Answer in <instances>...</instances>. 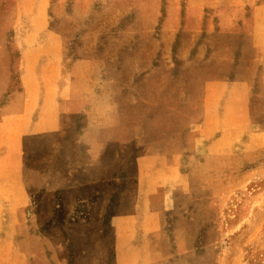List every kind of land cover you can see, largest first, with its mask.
<instances>
[{
    "label": "rangeland",
    "instance_id": "1",
    "mask_svg": "<svg viewBox=\"0 0 264 264\" xmlns=\"http://www.w3.org/2000/svg\"><path fill=\"white\" fill-rule=\"evenodd\" d=\"M228 16L189 0H0V110L31 105L10 130L21 168L0 264H264V57L254 84L233 79ZM221 66L222 108L189 118Z\"/></svg>",
    "mask_w": 264,
    "mask_h": 264
},
{
    "label": "crops",
    "instance_id": "2",
    "mask_svg": "<svg viewBox=\"0 0 264 264\" xmlns=\"http://www.w3.org/2000/svg\"><path fill=\"white\" fill-rule=\"evenodd\" d=\"M189 2L190 5L198 8L200 11L208 8L211 9V13H214V15L226 16V14H229V16L227 17L228 21H225L224 19V23L220 22L221 30L223 33H227L230 35L237 34L240 40L237 45H232L237 47L235 55L236 58L234 61V68L236 69V71L233 73L232 77L234 80L242 79L244 81H247L249 86L254 84V80H256L258 77V70L254 69V64L260 62L264 57V1L189 0ZM210 27H212V30L215 28L213 20L212 23H210ZM224 46L228 47L229 44H224ZM212 61L213 63L218 62L220 64H226L225 60L223 59L217 61L216 59L214 60V58H212ZM263 73L264 69L262 72V77L264 78ZM228 78L229 76L227 70L221 66V68L218 69V72L212 79V84L220 86V89L215 92L216 99L213 102H210L208 100L207 95L210 82L203 81L200 84L197 98L198 105L191 107L196 111V114H194V112H189V118L198 120L200 118H203L206 110L218 111L222 108V100L224 98V95L228 93L226 91L227 87H229V83L226 81V79ZM162 81L163 83H165L164 77H162ZM191 96L193 95H187L189 99H191ZM182 97H184V95ZM163 102L164 107L161 109V111L176 112L179 110V101L174 97L165 96ZM14 106L16 107V104ZM30 106L31 105H29L28 103H23L20 107H16V111H14V114L7 113V111L9 112L10 109H5L4 107L2 110H0L6 112L0 115V231H2V229L4 228V224L9 221L5 214L6 208L12 204V181L16 180V177L17 175H19L21 168V158L16 154L14 156H10V152L8 153V150L16 151L21 149L19 144L14 147L10 145L13 142L10 130L12 131L13 129L12 125L15 118L16 121H19L23 113V115L27 118L26 115H28L29 111H31ZM19 129L20 128L17 125V132L19 131ZM212 133L213 130L210 126L200 127V130L198 132H194L195 141H197L198 137H200V141H209ZM20 145L22 147V144ZM12 170L14 171L12 172ZM17 189H20V187H17ZM148 200L150 199L148 198ZM151 202L148 201V204ZM17 205L20 204L16 203V206ZM125 218L131 219V216H126ZM2 237L5 238L4 240H6V242L3 240V242L0 244V255L9 252V249L7 247V240L9 241L12 238V230H6ZM119 239L117 237V231H115V255L117 253L123 254L121 251L124 249V247L120 245L121 242H118ZM117 246L119 247V249L117 248ZM105 256L106 258L107 256H109V250L106 255H104V259L102 258L103 260H105Z\"/></svg>",
    "mask_w": 264,
    "mask_h": 264
}]
</instances>
